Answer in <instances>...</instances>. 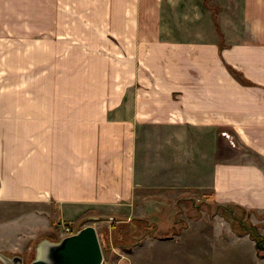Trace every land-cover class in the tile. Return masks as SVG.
I'll return each mask as SVG.
<instances>
[{
	"label": "crops",
	"instance_id": "0c3cea01",
	"mask_svg": "<svg viewBox=\"0 0 264 264\" xmlns=\"http://www.w3.org/2000/svg\"><path fill=\"white\" fill-rule=\"evenodd\" d=\"M160 132L178 138L171 159L198 153L209 202L260 214L264 238V0H0V253L132 206L149 185L139 147ZM164 175L153 185H191ZM217 220L181 231L198 264H221Z\"/></svg>",
	"mask_w": 264,
	"mask_h": 264
},
{
	"label": "rangeland",
	"instance_id": "374dc122",
	"mask_svg": "<svg viewBox=\"0 0 264 264\" xmlns=\"http://www.w3.org/2000/svg\"><path fill=\"white\" fill-rule=\"evenodd\" d=\"M152 134L143 141V146L139 147L141 152L139 170L142 173V182L149 184H143L142 191L136 192V197L140 201H137L136 198V202H133L132 206L129 207L130 211L129 208L118 206L106 217L87 218L84 216L70 225L73 230L85 225L94 227L101 249V264H111L117 253H128L129 251L133 253L134 246L138 244L140 249L136 251L137 254L135 256L134 254L132 255V264H198V258L192 253L193 251L196 253L198 251L197 248L200 247L196 238L197 234L192 235L189 233L192 248L188 251V249H181L183 242L181 231L186 227L189 220H197L195 223H191V227H195L194 230L198 231L208 227V225L212 226L215 219L219 221L216 225L221 226V243L218 245L220 251L213 252V254L210 252V259L213 258L221 262V264H264V259H260L262 257L259 256L262 251L257 252L254 247L253 257L251 258V245L241 242L240 239L236 241L233 237V235H247L244 231L249 230L250 224L256 226L258 233H260L258 230V225L260 224H257L256 220L262 221L263 217L260 214L250 217L248 211L233 205L227 206L225 212L220 214L219 209L214 206L216 204H212L207 198L210 184L209 169L197 167L198 153L195 150H191L188 155L184 151L182 160L180 157L179 159H171L175 139L178 138H174L171 135L167 137L161 132L157 136ZM186 134H189V131ZM192 140L196 141L197 139ZM166 149L169 150V159L166 163H162L160 161L161 156ZM192 152H194L193 158L195 161L191 162V164L195 168L190 170L192 171L191 174H188L185 171L188 169L184 162L185 157L187 159L192 157ZM161 165H163V173L165 174L162 179H184L189 177V180L186 181L190 182L191 185L184 186L186 189L175 185H153V183H160L157 182L156 167ZM168 168L170 172H168ZM180 193L186 194L189 198L178 197L181 196L179 195ZM163 196L168 198H163ZM170 199L176 200L170 202L168 201ZM127 215L130 216L129 218L140 216L139 218L145 221V225L147 223H155L158 228L163 229L173 226L171 230L174 231V234L172 233L169 239L170 242L169 240L155 241L161 244H155L154 247L148 246V249L142 248L141 246L145 245V242H153L154 238H152V235L155 232L153 229L151 230V225L137 227L133 222L129 224V218L125 221ZM216 215L219 218H214ZM154 217L158 218L155 220ZM251 218L254 220L253 223L250 220ZM158 232L156 234L160 235ZM62 236L65 235L60 237ZM32 254L33 251L30 250L27 254L23 253L22 257L28 262L32 258ZM214 255L215 258L213 257Z\"/></svg>",
	"mask_w": 264,
	"mask_h": 264
},
{
	"label": "water",
	"instance_id": "95a60500",
	"mask_svg": "<svg viewBox=\"0 0 264 264\" xmlns=\"http://www.w3.org/2000/svg\"><path fill=\"white\" fill-rule=\"evenodd\" d=\"M26 262L22 255L0 253L1 264H101L102 255L95 229L85 225L57 240H39ZM264 258V254L262 255Z\"/></svg>",
	"mask_w": 264,
	"mask_h": 264
},
{
	"label": "trees",
	"instance_id": "16d2710c",
	"mask_svg": "<svg viewBox=\"0 0 264 264\" xmlns=\"http://www.w3.org/2000/svg\"><path fill=\"white\" fill-rule=\"evenodd\" d=\"M214 206L217 209H219V213L221 214V213H224L225 212L226 207L229 206V205L228 204H225V205H214ZM132 222L137 227H142V226L143 227H146L148 225H151L150 226L151 227V230L153 229V231L155 232V233H153L152 238H157V239H160V240L170 238L171 235H172V233L174 232V231L171 230V228L173 226H169L168 228L163 229V228H158L154 223L153 224L147 223L145 225V221L142 218H139V217H137V218H135V217L129 218V224L132 223ZM64 224L65 225H68V223H64ZM145 229L147 230V228H145ZM248 229L249 230H245L244 233L247 234V236L253 241L254 247H255L256 251L257 252L258 251H262V253L259 255V256L262 257V255L264 254V238L262 237V235L260 233H258V231L256 229V226L250 224ZM157 232L160 233V235L156 234Z\"/></svg>",
	"mask_w": 264,
	"mask_h": 264
},
{
	"label": "built area",
	"instance_id": "2783aa9c",
	"mask_svg": "<svg viewBox=\"0 0 264 264\" xmlns=\"http://www.w3.org/2000/svg\"><path fill=\"white\" fill-rule=\"evenodd\" d=\"M61 230H62V235H69V234H71V233L74 231V230L71 229V227L68 226V225H62V226H61Z\"/></svg>",
	"mask_w": 264,
	"mask_h": 264
}]
</instances>
